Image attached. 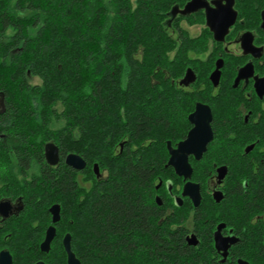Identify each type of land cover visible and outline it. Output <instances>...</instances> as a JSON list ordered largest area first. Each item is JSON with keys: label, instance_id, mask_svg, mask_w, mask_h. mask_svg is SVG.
<instances>
[{"label": "trees", "instance_id": "obj_1", "mask_svg": "<svg viewBox=\"0 0 264 264\" xmlns=\"http://www.w3.org/2000/svg\"><path fill=\"white\" fill-rule=\"evenodd\" d=\"M170 7V0H0V90L8 105L0 130L21 136L17 152L22 166L31 165V204L43 210L38 198L76 199L73 169L64 162L71 152L115 168L111 186L76 213L84 264L215 262L208 244L189 245L158 227L151 191L161 166L160 157L151 159L155 148L145 147L149 153L139 164L127 155L122 171L121 155L113 154L126 137L139 142L182 129L184 111L171 113ZM220 125L226 136L256 142L246 156L232 157L239 172L229 197L239 195L245 214L255 208L264 215V115L251 127L235 115ZM49 141L60 148L55 166L45 158ZM229 141L223 155L231 154ZM256 230V248L264 254V228Z\"/></svg>", "mask_w": 264, "mask_h": 264}, {"label": "flooded vegetation", "instance_id": "obj_2", "mask_svg": "<svg viewBox=\"0 0 264 264\" xmlns=\"http://www.w3.org/2000/svg\"><path fill=\"white\" fill-rule=\"evenodd\" d=\"M170 3L165 27L171 35V113L175 116L172 110L184 111L179 120L182 129L172 131L169 137L158 135L139 142L126 137L113 154L121 155L123 165L127 155L135 156L139 164L149 153L144 148H155L150 152L151 159L160 157L161 166L153 172L151 191L159 207L158 227L168 228L171 237L179 233L189 245L208 244L213 264H264L263 251L255 244L256 229L264 228V215L257 214L255 208L245 214L239 195L233 193L232 199L229 197L236 179L234 173L239 172L232 157L246 156L256 142L235 134L226 136L220 130V123L225 125L227 116L235 115V122L250 127L263 118L264 0H170ZM203 105L212 112L213 138L199 158L185 148L177 165L172 164V152L179 149V144L197 125L191 114L197 109L204 110ZM224 105L227 111L223 113ZM7 111L6 96L0 90V117ZM202 117L200 113L195 120ZM171 122L174 125L176 121L172 118ZM146 140H155L156 144L152 146V141L147 144ZM226 140H230L231 147L227 148L231 154L223 155L220 149L227 146ZM21 141L14 130H0V264H69L67 235L72 252L84 264L75 239L77 214L81 204L91 206L95 193L111 186L114 166L83 157L87 161L84 169L70 166L76 199L70 200L63 194L53 202L38 198L44 208L38 209L28 197L31 165L21 164L17 152ZM240 142L246 143L240 146ZM184 154L191 166L190 176L182 160ZM64 162L67 164L66 158ZM95 164L99 166L98 173ZM123 165L121 171L127 169ZM245 171L242 173L246 174ZM243 182V187H247V180ZM192 183L199 184L198 188ZM197 193L200 199L196 203ZM55 204L60 206V219L56 222L51 212ZM50 227L55 228V235L49 249H44ZM200 264L204 262L200 260Z\"/></svg>", "mask_w": 264, "mask_h": 264}, {"label": "water", "instance_id": "obj_3", "mask_svg": "<svg viewBox=\"0 0 264 264\" xmlns=\"http://www.w3.org/2000/svg\"><path fill=\"white\" fill-rule=\"evenodd\" d=\"M186 11V10H185ZM183 10V12H185ZM263 79H261V81H263ZM260 81V82H261ZM204 106V105H203ZM205 109L204 110H200L197 109L196 112L192 113L190 118L193 122H196L197 125H195L190 133L188 138L181 142L179 144V149H176L172 152V157H171V162L174 165H177V159H179V155L180 153H182L184 151L185 148H190V152H193L196 154V157L199 158L203 152L207 149V144L209 143V141L213 138V129L211 127V121H212V112L209 106H204ZM202 114V120H195V116H198V114ZM205 115V117H204ZM199 123V124H198ZM200 134V135H199ZM170 145V143H169ZM190 146V147H189ZM253 147V145L249 146L247 148V151H249L251 148ZM45 158L48 164L50 165H57L59 164L60 160H61V156H60V148L59 146L53 142V141H49L45 144ZM189 153V152H188ZM186 162V165L189 168V171L187 172V176L191 175V166L187 160V155L184 154L183 155V159ZM66 163L67 165L81 170L84 169L87 166V161L83 158V156L77 154V153H69L66 157ZM98 164H95V170L98 173ZM224 174H220V177H223ZM193 185H195L197 188L199 186V184L196 183H192ZM196 203L199 201L200 199V193H197L196 196L194 197ZM51 212L53 213V221L56 222L60 219V206L58 204H55L51 207ZM55 235V228L54 227H50L48 230V234H47V238L44 242V249H49L50 247V243L53 239ZM65 245L67 248V251L69 253V264H82L80 262V260H78L75 256V254L72 252L71 250V246H70V236L67 235L65 238ZM46 246V248H45Z\"/></svg>", "mask_w": 264, "mask_h": 264}, {"label": "rangeland", "instance_id": "obj_4", "mask_svg": "<svg viewBox=\"0 0 264 264\" xmlns=\"http://www.w3.org/2000/svg\"><path fill=\"white\" fill-rule=\"evenodd\" d=\"M170 56H171V51H170ZM34 81H36V82H39L40 80H39V78L38 77H35L34 78ZM167 103V102H166ZM166 105L167 104H163V106H160V107H166ZM227 107V105H224V107H222V112L224 113V110H225V108ZM178 108V107H177ZM176 111H174V110H172V112H176L175 114H177V116L179 115V110L178 109H175ZM225 111H227V110H225ZM175 119V118H174Z\"/></svg>", "mask_w": 264, "mask_h": 264}]
</instances>
